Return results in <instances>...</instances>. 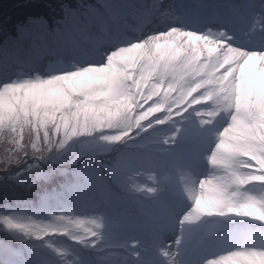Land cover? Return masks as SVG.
Returning <instances> with one entry per match:
<instances>
[{
  "label": "rangeland",
  "instance_id": "rangeland-1",
  "mask_svg": "<svg viewBox=\"0 0 264 264\" xmlns=\"http://www.w3.org/2000/svg\"><path fill=\"white\" fill-rule=\"evenodd\" d=\"M57 0H0V24L3 26L12 27L13 23L18 20L24 21L30 14L41 11ZM171 1V0H170ZM193 3L196 6H204L207 3L212 4H225L227 7H223L224 15L222 24L213 25L208 21L206 25H202L212 13H200L193 12ZM179 4L182 5V11L178 12L175 8H166L162 0H119V5L122 9L114 8L116 13H108L107 17L116 20V22H110L112 25L119 24L120 33H112L111 38L114 39L117 45H124L131 43L132 40L142 39L144 36L153 35L157 33H163L168 28L178 26L181 29H190L197 34L206 32L211 28L212 32L208 33L209 38L212 39L216 35V30L220 27H225L229 32L234 33L237 38L243 36L253 28L254 21H257L258 16L264 10V0H179ZM128 7L131 9L136 8L137 11L151 10L157 13L153 18L154 20H146L147 23L155 22V31L145 30V24L139 25L138 18L133 14L125 12L123 9ZM246 9V14L240 12L241 8ZM122 15V16H121ZM217 16L218 14L215 13ZM188 16H192L194 20L189 21ZM257 23H255V26ZM201 28L200 32H197ZM181 33H177L171 38L167 36H155L149 42V46L145 48H135L130 51H124L119 56L108 61L107 64H102V67H96L80 76H68L62 78L53 83H48L46 80L43 82H37L36 85L23 87L22 90H17V95L13 96L11 92L0 96V194H6L7 187L16 177L20 176L26 181L30 177H24L25 171L36 170V167L29 168L32 164L30 157L33 156V151H29L27 142L30 140L32 134L27 128V116H24L20 112L14 111L8 100L21 102L27 96L34 100L38 97L42 99L43 103L48 104H60L63 102V95L65 93V85H67L74 92L85 96L94 98L98 94H103L107 97L106 92H110L112 85L121 81L125 75L134 77L141 85L137 89L138 96L134 102V113L138 114L139 111H143L144 108L149 107L154 102H159L158 98L162 89L172 90V93L166 92L162 101L161 113L159 110L152 115L157 117L167 116V120H161L160 123H154V133H148L146 137L141 140L140 147L146 151H158L160 154L158 157L150 156L151 164L154 166H148L146 170H138L141 173H154L155 177L160 180L162 184H166L169 187L175 188L178 186H187L188 182L181 177L176 170V161L171 158H166V154H170V145H176L180 139H174L171 135L172 132H176L180 129V137L189 140H197L204 136L205 129L201 126V119L197 116L199 108L205 103L197 104L191 103L193 98L200 94L197 91L198 86L203 83H217L218 78L206 76V72L210 70V64H215L217 59V45L214 40L210 44H204V41L199 35L188 36L184 39L183 46L180 45ZM204 45L205 51L199 53L197 49L195 55L189 54L187 49L188 42L191 41L193 48H196L197 41ZM264 44V42H263ZM262 44V45H263ZM150 48V50H149ZM243 48V47H242ZM249 48H246L248 50ZM255 50H257L255 48ZM106 50H97L96 60L97 63L101 59H104ZM80 54L83 52L79 51ZM242 54V53H241ZM77 53H68L63 56L59 62H48L44 66H40L43 72H21L19 75L20 80H24L28 77H34L39 75L41 78L56 76L60 73H68L75 71L78 67H81L80 62L73 60L77 57ZM232 56L229 53L227 56ZM241 62H233L228 64V72L235 73L236 77L235 88L237 89V102L236 105L240 108H246L247 112L251 116H257L258 114L264 115V85L262 80L258 77L259 72L257 68L264 66V59L257 61H250L241 59ZM245 62H244V61ZM129 61V63H127ZM96 62L91 64L97 65ZM236 66H235V65ZM240 65V66H239ZM199 71V72H198ZM261 72V71H260ZM4 74L3 79H8L15 74V71H7ZM246 73V75H245ZM248 73V74H247ZM198 75V76H197ZM250 77V78H249ZM130 82V81H129ZM201 82V83H200ZM195 90H193V86ZM230 82H224L220 84L218 94L214 99L213 104L216 105L215 110L221 114L227 111V114L231 112L233 105L231 102H224L222 95L225 90L231 88ZM239 85V86H238ZM250 86L253 87V91L250 92ZM47 90L49 95H47ZM151 92V98L148 99ZM208 94V93H207ZM113 95V94H112ZM119 97H123L119 94H114ZM209 95V94H208ZM147 100V103H145ZM208 100V99H207ZM143 104L144 108L140 105ZM95 108L102 107L101 101L92 102ZM227 106V107H226ZM159 109V108H158ZM180 113L179 115L177 113ZM59 115V114H58ZM17 118L19 120L22 134L15 135L12 130V120ZM93 119H96L93 116ZM83 122L82 117H80ZM244 120V117H243ZM214 121V120H213ZM243 121H236L235 129ZM234 123V124H235ZM34 131H36L34 129ZM38 135L44 137L45 128L41 127V130L36 131ZM39 132V133H38ZM189 133H195L194 138H188ZM109 134V133H108ZM111 134V133H110ZM255 140L259 139V143L262 142L261 137H258V132L252 134ZM50 137V136H49ZM164 137H167L165 143ZM221 144L223 148L217 150L218 156L226 155L224 148V138H218L215 144ZM160 143V144H155ZM258 143V142H257ZM214 144V145H215ZM173 147V146H171ZM36 155L39 153L35 152ZM123 158H131L135 164V159L131 152L121 153ZM263 159V158H262ZM128 163L122 164L117 170L128 173L131 175L132 170L127 168ZM53 165L50 167H56ZM135 166V165H134ZM59 167V166H57ZM84 168H89V165H85ZM38 174L42 177H47V168L37 169ZM50 172L53 171H49ZM31 179V178H30ZM147 177L140 175L139 180L145 181ZM260 191L259 194H255L253 199L259 200L260 204H264V180L260 177ZM85 183V178L81 179V186ZM256 191V192H258ZM89 213V214H87ZM87 213L68 215L66 212L61 214L52 212L50 217L52 220H47V226L49 230L54 229L57 233L60 230L65 232V238H59L56 241V245L65 252L76 254V248L74 243H78L83 250L101 252L103 248H108L112 252L103 254L106 256L105 260L95 262V264H128V254L126 247L133 240H138L145 248L144 258L142 264H152L153 251L155 247L161 244L163 241L160 239L159 234L156 232V218L157 213L154 211L140 226L136 227L133 221L127 218H122L117 214V208L112 207L109 210V214L104 212H97L96 209H90ZM7 218L14 222H22V218L17 215L13 216L10 212H6ZM30 216L33 217L32 214ZM70 218V219H67ZM120 221L127 226L126 232L120 224ZM95 241V244H93ZM223 252L221 256H226ZM237 254H248L246 252H238ZM264 261V258L256 253H252ZM68 261H71V257L65 255Z\"/></svg>",
  "mask_w": 264,
  "mask_h": 264
},
{
  "label": "clouds",
  "instance_id": "clouds-1",
  "mask_svg": "<svg viewBox=\"0 0 264 264\" xmlns=\"http://www.w3.org/2000/svg\"><path fill=\"white\" fill-rule=\"evenodd\" d=\"M192 20L194 18L190 16L189 21ZM208 21L211 22L210 20ZM208 21H205L203 24L206 25ZM257 22L254 21L253 27ZM211 24L213 23L211 22ZM210 32H212L211 28L207 29L206 32L197 34L193 30L173 26L163 33L144 36L142 39L132 40L131 43L124 45H117L116 41L111 38L113 42H110V46H107L106 49H101L97 46L95 52L97 50H106L104 64H107L110 58L119 55L121 52L148 47L149 42L155 36H167L171 38L175 34L181 33V42L178 46H183L184 39L188 36L199 35L204 41V44H210L214 40L219 45L215 64H219L220 67H224L229 53H243L244 55L259 56L264 59V50L248 51L240 48L236 43V35L229 32L227 28H218L215 37L212 39L208 35ZM186 47L189 50V54L193 56L197 49L201 53L210 51V49H206L200 43V40L197 41L195 49L191 41L188 42ZM241 59H243V55ZM215 64H210L209 68H214ZM102 66L84 64L73 72L60 73L56 76L46 78H41L37 74L34 77H28L24 80L19 79L20 69H17L16 73L8 79H0V96L9 92L15 96L17 95L18 89L22 90L23 87L27 86L34 87L37 82L46 80L48 83H53L68 76L83 75L93 68ZM226 79L227 73H225L222 81ZM140 87L141 85L137 80L129 75H125L121 81L111 86L109 94H119L126 101L125 105L117 109V113H122L123 115V126L113 129L110 123L109 128L112 130L111 134L95 130L99 125V120L90 119L89 111L94 110L88 107L83 108L84 121L81 122V103H76L74 106L77 111L72 112L70 108L73 105L63 102L60 104L43 103L41 97H38L36 102L34 100L30 102L26 98L22 100L18 111L24 116L30 114L34 118L39 117L38 120L40 121L41 127L45 128V147L39 149L40 154L38 156L36 153H33L35 157L34 164L29 165V168L34 166L57 165L62 166L65 171L80 168L83 172L88 173L89 169L84 168V166L91 165L94 167H103L111 173L122 164L134 163L131 158H122L121 153L133 152L135 147L148 133H154V123L158 124L161 120L168 119L167 116L157 117L152 115L158 110V105L155 102L147 108H144V105L141 104L140 107L144 108V110L139 111L132 118L130 114V110L134 108L132 101L137 98V89ZM195 87L194 85L193 90H195ZM150 98L151 92L149 93L148 99ZM200 100L201 96L197 93L191 103L199 106ZM92 102H94L93 99L89 103L87 100L82 103L84 105H92ZM145 103H147V100H145ZM10 106L14 109L12 105ZM209 111L213 112L217 120L224 118L218 111L213 109H209ZM177 114L179 115L180 113L178 112ZM109 115L111 116L113 113H109ZM234 120V115H228L224 127L217 135L227 131ZM211 123L209 121V124ZM38 127L35 126V130ZM49 128L51 129V137H49ZM171 135L175 136L176 132H172ZM164 139L166 140L167 137H164ZM113 141H116V143H112ZM220 148H223V146L217 142L209 151L201 154L205 171H201L198 167L189 169L190 181L187 187L182 185L175 188L169 187L166 184H162L155 177L154 173L132 171L131 175L126 177L128 181L127 188L130 194L139 200L149 202L156 213H163L171 227V238L155 247L152 264H211L213 259L218 255L215 252V244L220 239L211 230V225L219 224L221 221L218 218H224L228 215L246 219L247 228L251 236L244 241H232L235 246L224 254L231 256L234 253L246 252L249 254L256 253L264 258V204L260 206L258 211L251 203L237 202L233 199L229 194L228 188L235 173L228 177H218L207 171L214 163V154ZM243 163L247 167L252 164V161H244ZM142 174L147 177L143 182L139 180V176ZM98 177L100 178V176ZM256 178L259 179L260 177ZM240 182L243 183V180ZM62 212H64L63 209L58 213L61 214ZM41 216L35 219L46 227L45 231L47 233L51 235L58 234L61 238H65L64 234H60L59 231L56 233L54 229L49 230L46 221L52 220L51 217L49 218L45 214ZM194 217L199 218L198 222L193 223L192 218ZM3 220L5 222L0 230L10 236L12 242L0 245V264H36L35 261L25 256L21 246L25 245V242L30 237H35L37 234L30 233L25 225L8 221L7 217H4ZM190 235L197 238L195 244L190 242ZM56 241H53L51 249V252H55V250L59 252L58 257L54 261L55 264H68L63 262L64 259H67L65 255L71 257L72 264H95V262L105 260L106 256L103 254L107 255L112 252L108 248L106 250L102 249L103 253L87 251L83 250L78 243H74L77 249V253L74 255L70 252L60 250L56 245ZM93 244H95V241H93ZM126 251L128 254V264H142L145 248L140 241L133 240L127 245ZM46 264H48L47 259Z\"/></svg>",
  "mask_w": 264,
  "mask_h": 264
},
{
  "label": "trees",
  "instance_id": "trees-1",
  "mask_svg": "<svg viewBox=\"0 0 264 264\" xmlns=\"http://www.w3.org/2000/svg\"><path fill=\"white\" fill-rule=\"evenodd\" d=\"M71 1L85 3L88 0H57L45 9L26 16L27 18L24 21L18 20L16 23H13L12 27H5L0 24V67L5 65L8 61H16V65L22 67L24 64L25 66H30L34 57H30L26 54V52H28V45L33 44L34 46V44L36 45L41 42L50 34L53 26L60 27L65 33L71 32L69 29L70 27L74 30H79L77 26L70 23V19L73 17L82 18V16L78 13L76 15H65L63 11L66 7L75 8V5ZM75 9H86V6ZM61 17H64V19L61 20ZM44 21L47 23H44ZM58 21L59 24H57ZM18 42H20V45H17ZM26 125L32 134L30 140L27 142L28 147L32 148H29L28 150H34V153L38 152L39 149L45 147V136L42 138V135H38L36 131L41 129L38 128L34 131L31 123H26ZM11 126L15 135L20 136L22 134L20 123L16 118L12 120ZM48 131L50 133V129H48ZM49 136L51 137V134H49ZM33 145H35V147H33ZM39 154L40 153H38L37 156ZM30 159L32 160V164H34L35 157L32 156ZM50 166L53 165H44L42 167L34 166L37 169L47 168V177H44L43 175L41 177L38 174L37 169L27 170L25 171L24 177L25 179L28 177L31 179L29 178L24 181L22 177L18 176L9 183L6 194H0V228H2V225L5 222L3 220L4 213L18 212L17 215L22 218V222H12L25 225L30 233L37 234L35 237H30V239L25 242V245L21 246L25 256L31 260L41 256L48 260V264H54L59 252L58 250H55V252L48 251L46 247L50 248L53 241L56 238H61V236L52 235L51 239L46 236L40 237L46 232V227L33 217L40 215L43 211L45 207L44 198L53 197L54 194H57L60 188L65 189L64 186H70L74 189H79L82 177L87 178L91 182L94 181L96 184L98 183L95 178L89 177V175L83 172L80 168L65 171L62 166ZM49 171L53 172H50L49 174ZM101 190L102 189L99 188L95 193L105 197V191ZM76 204L79 208L84 207L82 202H77ZM62 209H64V207L60 208V210ZM30 214H33V217L30 216ZM11 242V237L4 231L0 230V245ZM33 242L37 244L35 245Z\"/></svg>",
  "mask_w": 264,
  "mask_h": 264
},
{
  "label": "snow or ice",
  "instance_id": "snow-or-ice-1",
  "mask_svg": "<svg viewBox=\"0 0 264 264\" xmlns=\"http://www.w3.org/2000/svg\"><path fill=\"white\" fill-rule=\"evenodd\" d=\"M63 11H64V14L65 15H69V14H72V15H76L77 14V9H75V8H68V7H66V8H64L63 9ZM88 11H92L91 9H89ZM95 11H99V9H96ZM85 15H87V12L85 13ZM64 19V17H61V20H63ZM44 23H47L46 21H44ZM57 24H59V21L57 22ZM180 129H177L176 130V135L174 136V139H179V133H180ZM194 136H195V133H189L188 134V138H194ZM165 143L167 142V139L164 141ZM211 264H215V262L214 261H212L211 262Z\"/></svg>",
  "mask_w": 264,
  "mask_h": 264
},
{
  "label": "bare ground",
  "instance_id": "bare-ground-1",
  "mask_svg": "<svg viewBox=\"0 0 264 264\" xmlns=\"http://www.w3.org/2000/svg\"><path fill=\"white\" fill-rule=\"evenodd\" d=\"M261 48H264V46H261V45H259V49H261ZM244 61V60H243ZM245 62V61H244ZM235 65V64H234ZM236 66V65H235ZM240 66V65H239ZM199 72V71H198ZM248 74V73H247ZM245 75H246V73H245ZM198 76V75H197ZM250 78V77H249ZM201 83V82H200ZM239 86V85H238ZM250 88V87H249ZM250 90V89H249ZM252 92V91H251ZM236 103H238V102H236ZM227 107V106H226ZM236 126V123L235 124H233L232 125V127H235Z\"/></svg>",
  "mask_w": 264,
  "mask_h": 264
}]
</instances>
